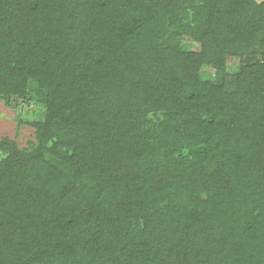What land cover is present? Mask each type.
Wrapping results in <instances>:
<instances>
[{"label": "trees", "instance_id": "obj_1", "mask_svg": "<svg viewBox=\"0 0 264 264\" xmlns=\"http://www.w3.org/2000/svg\"><path fill=\"white\" fill-rule=\"evenodd\" d=\"M33 86L0 264H264V1L0 0V98Z\"/></svg>", "mask_w": 264, "mask_h": 264}, {"label": "rangeland", "instance_id": "obj_2", "mask_svg": "<svg viewBox=\"0 0 264 264\" xmlns=\"http://www.w3.org/2000/svg\"><path fill=\"white\" fill-rule=\"evenodd\" d=\"M262 2L264 0H256ZM179 43L184 50L197 51L200 49V43L189 35L182 34L178 36ZM240 67V60L237 57H229L227 61V74L225 75L229 89H234L235 74ZM201 77L207 80H214L216 70L210 66H203L200 71ZM32 82V81H30ZM31 87L32 99L14 97L13 100L0 98V140L11 138L19 147H29L37 143L36 121L45 119L46 106L40 100V96ZM4 154L0 152V157ZM194 170V169H193ZM197 172L198 170H194ZM191 172V171H190Z\"/></svg>", "mask_w": 264, "mask_h": 264}]
</instances>
